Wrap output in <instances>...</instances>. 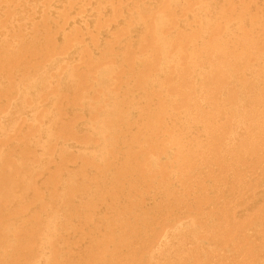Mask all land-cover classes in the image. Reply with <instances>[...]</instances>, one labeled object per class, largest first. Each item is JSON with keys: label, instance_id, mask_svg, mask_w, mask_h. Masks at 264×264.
Wrapping results in <instances>:
<instances>
[{"label": "bare ground", "instance_id": "obj_1", "mask_svg": "<svg viewBox=\"0 0 264 264\" xmlns=\"http://www.w3.org/2000/svg\"><path fill=\"white\" fill-rule=\"evenodd\" d=\"M0 264H264V0H0Z\"/></svg>", "mask_w": 264, "mask_h": 264}]
</instances>
